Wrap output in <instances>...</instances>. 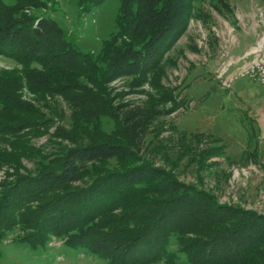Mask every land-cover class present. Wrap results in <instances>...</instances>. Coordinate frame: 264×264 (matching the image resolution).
I'll list each match as a JSON object with an SVG mask.
<instances>
[{
	"label": "trees",
	"instance_id": "trees-1",
	"mask_svg": "<svg viewBox=\"0 0 264 264\" xmlns=\"http://www.w3.org/2000/svg\"><path fill=\"white\" fill-rule=\"evenodd\" d=\"M39 1L0 0V56L25 65L21 75L13 74L16 81L59 97L71 111L72 124L70 129L56 126L53 137L65 145L39 176L9 186L4 200L9 206L26 212L38 205L30 214L32 222L40 220L38 229L31 226L33 234L20 236L19 242L40 251L47 245L39 240L54 235L66 239L70 249L111 264H174L180 257L187 264H264L263 215L219 204L148 158V136L172 98L116 104L105 89L122 78L157 72L187 31L196 0H122L117 31L98 56L81 52L54 19L24 12ZM105 1L82 0V11ZM33 65L40 69L29 72ZM1 85L3 101L32 118L21 120L18 130L52 127L53 120ZM58 117L61 123L65 114ZM104 119L114 123L112 130L98 125ZM113 161L121 170H97ZM117 210L124 214L111 215ZM90 233L108 240L94 241Z\"/></svg>",
	"mask_w": 264,
	"mask_h": 264
},
{
	"label": "rangeland",
	"instance_id": "rangeland-1",
	"mask_svg": "<svg viewBox=\"0 0 264 264\" xmlns=\"http://www.w3.org/2000/svg\"><path fill=\"white\" fill-rule=\"evenodd\" d=\"M121 1L106 0L85 13L82 0H41L26 6L24 12L54 19L65 28L68 39L77 42L81 52L98 56L103 43L117 31ZM42 4L44 7L36 10ZM261 63L262 2L196 0L187 31L157 72L147 78H122L105 89L116 98V104L172 98L163 106L166 115L155 123L147 139L148 158L154 166L169 171L181 182L206 190L219 204L239 206L264 216V88L255 78L237 79L241 71L255 69ZM39 69L33 65L29 72ZM24 70L25 65L0 56L2 88L34 106L53 123L48 129L18 130L21 120L32 122V118L15 112L0 93V126L4 128L0 133V232L4 231L5 236L0 239V264H111L93 254L70 249L65 246L66 239L54 235L39 240L45 241V250L32 251L19 242L20 236L33 234L31 226L38 229L40 220L32 222L30 217L38 205H31L26 212L9 206L4 202L9 186L39 176L65 145L53 137L56 126L70 129L72 124L71 111L59 97L38 93L33 83L14 79L15 72L21 75ZM222 74L237 80L225 88L219 80ZM61 113L65 119L60 123ZM98 125L106 131L114 128L110 119ZM103 169L119 171L121 167L113 161L97 170ZM122 214L117 210L111 215ZM3 221H13V225ZM90 234L94 241L108 240L104 235ZM170 250L174 252L177 247L172 245ZM174 264L187 263L180 257Z\"/></svg>",
	"mask_w": 264,
	"mask_h": 264
},
{
	"label": "built area",
	"instance_id": "built-area-1",
	"mask_svg": "<svg viewBox=\"0 0 264 264\" xmlns=\"http://www.w3.org/2000/svg\"><path fill=\"white\" fill-rule=\"evenodd\" d=\"M248 77L255 78L256 81L264 88V63L259 64L258 66H256L255 69L254 67H252L251 69L241 71L237 79H243ZM237 79L235 77L229 76H226L225 78L224 74H222V76L219 78V80L222 82V86L225 88H230Z\"/></svg>",
	"mask_w": 264,
	"mask_h": 264
}]
</instances>
